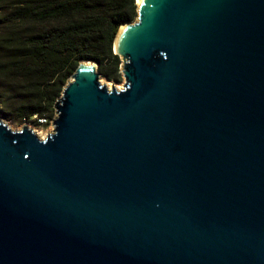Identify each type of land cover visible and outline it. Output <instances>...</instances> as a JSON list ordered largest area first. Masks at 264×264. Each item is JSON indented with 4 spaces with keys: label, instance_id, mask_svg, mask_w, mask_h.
Returning a JSON list of instances; mask_svg holds the SVG:
<instances>
[{
    "label": "water",
    "instance_id": "95a60500",
    "mask_svg": "<svg viewBox=\"0 0 264 264\" xmlns=\"http://www.w3.org/2000/svg\"><path fill=\"white\" fill-rule=\"evenodd\" d=\"M40 139L0 119V264H264V0H142Z\"/></svg>",
    "mask_w": 264,
    "mask_h": 264
},
{
    "label": "trees",
    "instance_id": "16d2710c",
    "mask_svg": "<svg viewBox=\"0 0 264 264\" xmlns=\"http://www.w3.org/2000/svg\"><path fill=\"white\" fill-rule=\"evenodd\" d=\"M138 0H0V112L16 126L48 127L79 65L121 82L114 45L138 18ZM44 120L45 122H40Z\"/></svg>",
    "mask_w": 264,
    "mask_h": 264
},
{
    "label": "rangeland",
    "instance_id": "374dc122",
    "mask_svg": "<svg viewBox=\"0 0 264 264\" xmlns=\"http://www.w3.org/2000/svg\"><path fill=\"white\" fill-rule=\"evenodd\" d=\"M122 60V59H121ZM71 80V79H70ZM69 80V81H70ZM100 82L105 85L109 90L113 89V88H118V89H121L123 86H124V83H125V79L122 75L121 77V82H113V81H107L106 79L104 78H100ZM3 117L1 116V112H0V119H2ZM2 121L7 124L10 128H12L13 130H20L23 126H16L14 125V123L12 122H9V121H6L5 119H2ZM40 122H45L44 120H41ZM53 122L50 123V125L48 127H40V128H37V127H34L33 125H27L29 128H31L35 134L40 138H44L46 137L50 132L53 131Z\"/></svg>",
    "mask_w": 264,
    "mask_h": 264
},
{
    "label": "bare ground",
    "instance_id": "6f19581e",
    "mask_svg": "<svg viewBox=\"0 0 264 264\" xmlns=\"http://www.w3.org/2000/svg\"><path fill=\"white\" fill-rule=\"evenodd\" d=\"M141 2H142V0H138V1H137V3H141ZM117 89H118V88H117Z\"/></svg>",
    "mask_w": 264,
    "mask_h": 264
}]
</instances>
